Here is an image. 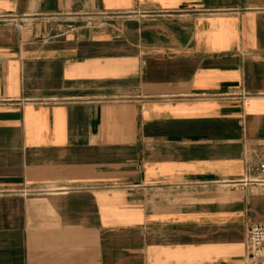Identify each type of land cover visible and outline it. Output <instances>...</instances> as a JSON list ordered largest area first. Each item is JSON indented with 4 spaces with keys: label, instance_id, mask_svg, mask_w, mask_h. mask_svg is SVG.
<instances>
[{
    "label": "crops",
    "instance_id": "obj_1",
    "mask_svg": "<svg viewBox=\"0 0 264 264\" xmlns=\"http://www.w3.org/2000/svg\"><path fill=\"white\" fill-rule=\"evenodd\" d=\"M263 161L264 0H0V264H245Z\"/></svg>",
    "mask_w": 264,
    "mask_h": 264
},
{
    "label": "built area",
    "instance_id": "obj_2",
    "mask_svg": "<svg viewBox=\"0 0 264 264\" xmlns=\"http://www.w3.org/2000/svg\"><path fill=\"white\" fill-rule=\"evenodd\" d=\"M20 30H29L26 24L19 25ZM232 188H257L264 193V161L256 165H246L245 174L241 180L228 183ZM246 263L264 264V223L251 225L246 231Z\"/></svg>",
    "mask_w": 264,
    "mask_h": 264
}]
</instances>
